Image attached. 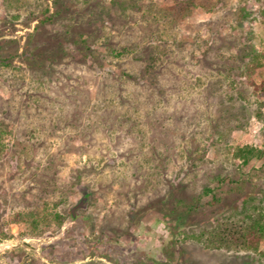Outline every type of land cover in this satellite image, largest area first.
Here are the masks:
<instances>
[{
    "label": "trees",
    "instance_id": "16d2710c",
    "mask_svg": "<svg viewBox=\"0 0 264 264\" xmlns=\"http://www.w3.org/2000/svg\"><path fill=\"white\" fill-rule=\"evenodd\" d=\"M164 1H168V5L160 6L156 0H4V11L0 15V81L8 82L17 94L11 96L6 105L0 104V155L11 146L6 140L14 137L22 140L21 143L28 142L36 154L46 136L54 135L61 127V116L56 119L52 114L60 108L55 106V101L61 111L66 110V102L59 100L62 93L67 96L72 123L82 126L83 138L88 141L93 140L97 128L109 131L122 128L126 116L120 118L116 112V104H113L116 99L130 110L138 107L132 97L145 100L150 105L145 115L151 139L155 141L150 143L155 155L164 152L159 148L161 145L162 150H169V156L171 153L178 156L182 152L176 150L183 139H187L189 142L183 151L196 168L199 166L192 156L196 150L204 147L207 153L209 148L216 152L221 148L225 152L223 161H230L239 172L229 176L223 161L213 163L216 165H209L207 172L217 184L213 185L211 180L203 182L199 192L184 182V186L179 187L166 176L156 179L149 187L150 199L158 205L155 219L166 222L171 234L182 235V238L173 237L171 246H166L167 262L151 257L153 263L147 264L179 261L183 245L193 240L208 249L244 250L264 256L262 184L240 175L253 160H262L264 164V147L243 142L229 144L223 129L240 120L237 114L230 113L238 100L255 104V118L264 122V50L255 45L252 29L244 26L258 16L264 25V0ZM197 8L217 14L201 23L205 36L199 45L197 35L184 34L179 39L173 35L180 21ZM138 12L141 13V27ZM84 14L87 17H83ZM227 26L232 29L226 32ZM113 63L116 66L113 67ZM81 64L87 66L85 72L91 75L85 83V80L79 81L77 72L66 73L61 68L69 65L74 70L81 68ZM17 72H27L33 84L24 87L28 77L17 76ZM71 80L76 84L67 90L66 83L71 84ZM87 83L97 87L96 101H92L94 96ZM38 84L45 85V89L54 87V94L49 96L41 92ZM249 88L253 100L248 95ZM183 95L187 97V100L184 98L185 106L179 112H172V121L178 124L183 121L187 127H203V122L209 121L210 135L200 143L194 141L196 133L191 132L189 137L177 134L180 133L177 124L170 131L162 129L163 118L158 113H165L166 108L159 110L157 105L170 103ZM107 98V104L100 106L99 99L107 101ZM213 107L220 110L216 121L211 118ZM42 108L51 112V116H39ZM40 117L46 122H40ZM127 132H134L136 143L144 140L140 135L143 133L135 128L129 127ZM14 150L15 156L21 157L22 150ZM168 155L164 153L163 158ZM137 170L133 171L135 176ZM252 175L262 177L263 168H253ZM164 182L169 185L165 191L162 190ZM223 188H226L222 192L224 195H220ZM124 194L122 190L119 195ZM204 195L211 196L210 202H203ZM89 197L88 191L83 190L82 196L72 205L45 213L31 208L22 213V220L34 235L44 234L52 223L63 229L70 218H77L78 209L86 205ZM59 201L63 203L64 199ZM218 203H221L223 215L211 222L199 218L197 214L207 205ZM107 235L108 231L103 230L93 238L87 236L92 254L102 255L96 243ZM132 236L136 238L135 233Z\"/></svg>",
    "mask_w": 264,
    "mask_h": 264
},
{
    "label": "rangeland",
    "instance_id": "374dc122",
    "mask_svg": "<svg viewBox=\"0 0 264 264\" xmlns=\"http://www.w3.org/2000/svg\"><path fill=\"white\" fill-rule=\"evenodd\" d=\"M166 2L156 0L155 3L164 6ZM106 5L110 7V2L107 1ZM4 7V0H0V15ZM255 8L256 11L259 9L258 6ZM85 16L86 14L83 17ZM213 16L217 14L200 8L194 9L174 28L173 35L177 39L184 34L197 35V45H199L202 42L201 38L205 36L204 26L201 23ZM137 18L138 25L141 27L140 12L137 13ZM244 26L252 29L254 43L263 51L264 25L260 16ZM231 27L227 26L224 29L227 32L232 29ZM114 66H116L115 63H113ZM86 67L81 64V68H74V70L69 65L61 68L66 73L77 72L76 75L80 76L79 81L85 80V83L91 77L89 71L85 72ZM17 74L27 76V72L22 74L17 72ZM27 77L24 87L33 84L30 82L32 81L30 75ZM20 78L22 77L20 76L18 80ZM74 82L75 80H71V84L67 82L65 88L70 90L72 85L75 86L76 82ZM37 86L40 87L41 92H47L49 96L54 94V87L45 89L43 84ZM87 87L92 90L94 96L97 91L95 84L87 83ZM250 90L251 88L247 89V92L253 100L254 96ZM16 94L11 90L8 82L0 81L1 105H6L7 100ZM184 96L178 99L175 97L170 103L157 105L159 110L166 108L165 113H158V116L163 118L162 129L170 131L177 124V132H180L177 134L189 137L191 132L196 133L194 141L200 143L202 138L210 135L209 121L203 122V127L200 125L187 127L183 121L179 124L172 121L174 120L172 112H179L185 106L184 98L187 100V97ZM17 98H19L18 95ZM94 98L95 96L92 101H96ZM59 100L61 103L66 102V110L61 111V106L55 101V106L60 107L56 113L52 114L44 108L38 112L41 117L52 114L53 118L58 119L61 116L59 119L61 127L54 135H47L48 130L44 129V134L47 135L46 140L36 154L33 153L28 142L21 143L22 140L14 137L12 140H6L11 146L7 152L0 155V264H147L153 263L151 257L167 262L166 246L169 244L171 246L173 237L174 239L182 238V235L171 234L166 222L155 219L154 214L158 210V205L150 199L149 187L161 176L172 178L179 187L184 186L185 183L195 192L202 189L203 182L211 180L212 184L216 185L217 181L212 180L213 175L210 176L207 170L210 169L209 165H216L213 163H222L225 158L224 150L219 148L216 152L214 148H209L207 153H204V147L196 150L192 156L196 158L198 168L189 162L192 160L183 151L189 142L187 139H183L176 150L181 151L182 154L173 156L171 153L169 156V150L166 151L165 148L162 150L159 145L160 150L164 152H157L155 155L150 144L155 141L151 139L152 134L147 125V115H145L150 105L145 100H135L133 97L132 100L138 106L135 109H128L130 108L128 105H122L116 101L117 99L113 103L116 104L115 109L119 117L126 116L122 128L117 127L114 131L112 130L113 132L103 127L97 128L94 130L93 140L88 141L83 138L82 126L72 123L74 120L70 113L67 96L65 97L62 93ZM108 100L109 98L107 101L99 99L100 106L101 103L107 104ZM254 107L253 103L236 101L234 110H230V113L232 116L237 114L240 120L223 128L227 132L229 144L243 142L264 147V122L255 118ZM212 110L215 108L213 107ZM219 113V109L213 111L211 116L213 121H216ZM41 117L40 122H46ZM45 119L48 120L50 117ZM132 124H135L134 127L131 126ZM129 127L143 133L140 134L144 137L142 143L140 141L136 143L135 131L127 132ZM201 128L204 129L203 133ZM28 129L23 128L26 132ZM18 148L22 150L21 157L15 156L14 149ZM164 153L168 156L163 158ZM223 164L227 166L229 176L239 173L230 161H223ZM259 167L263 168L264 172L263 161L253 160L240 175L243 178H251L255 182L259 181L264 191V175H261L262 177L252 175L253 168ZM134 170H137L136 176L133 174ZM162 187L161 189L165 191L169 185L164 182ZM225 189L218 191L219 194L224 195L222 192ZM83 190L90 194L89 201L84 207L78 209L79 215L75 220L70 218L63 229L52 223V227L44 234H30L28 224L22 220L24 211L31 208H36L41 213L61 210L64 205L76 203L82 196ZM122 190L125 192L124 196L119 195ZM263 191L260 195H264ZM61 198L64 199L63 203L59 201ZM202 200L210 202L211 196L204 195ZM214 210L218 213L214 214ZM222 210L221 203L211 207L207 205V208L197 215L211 222L216 216L223 215ZM103 230H107L108 235L100 243H96L102 252V255L97 257L89 251L90 242L87 236L92 235L93 238ZM132 233L136 234L135 239L132 238ZM182 250L181 259L174 260L171 264H264V256L257 253L225 248L208 249L195 240L185 243Z\"/></svg>",
    "mask_w": 264,
    "mask_h": 264
}]
</instances>
